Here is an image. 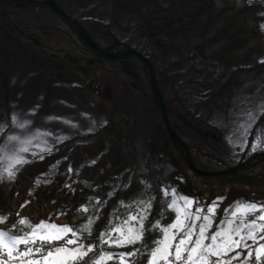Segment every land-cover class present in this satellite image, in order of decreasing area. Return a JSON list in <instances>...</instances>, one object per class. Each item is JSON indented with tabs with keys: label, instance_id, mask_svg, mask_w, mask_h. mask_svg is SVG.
<instances>
[{
	"label": "rangeland",
	"instance_id": "374dc122",
	"mask_svg": "<svg viewBox=\"0 0 264 264\" xmlns=\"http://www.w3.org/2000/svg\"><path fill=\"white\" fill-rule=\"evenodd\" d=\"M39 1L31 0L26 8L0 5V156L7 157L13 146L17 151L27 147L29 151L21 155L30 161L19 166L14 180L0 182V216H7L0 229H12L25 217L32 224L46 221L79 228L91 217L94 223L91 235L84 234L85 243H96L98 234L137 210L135 202L150 200L144 240L151 245L161 235L151 226L157 221L167 226L177 214L169 207L172 196L164 195L165 190L200 200L198 207L204 213L217 203L209 236L228 218L234 202H255L264 184V155L230 174L195 171L189 152L166 126L147 64L138 56L132 66L136 73L127 72L120 58L109 59L90 48L75 23L50 6L36 4ZM56 1L80 19L103 47L109 43V24L128 48L139 50L154 63L171 125L187 140L195 165L217 170L264 151V118L256 125L264 112V30L260 27L264 12L257 2L249 1L248 9L244 0H233L232 8L225 4L227 21L215 38L189 47L193 54H200L194 58L180 55V41L167 31L174 22L180 39L185 36L187 19L178 10L180 0H171L163 10L160 6L166 0ZM192 2L203 18L221 7L219 0ZM150 7L155 12L160 7V16L157 20L153 16L152 24ZM252 13H256L255 42L261 62L256 69L238 66L234 56L251 33L247 17ZM147 23L161 41L148 37ZM223 37L226 65L204 55L207 42ZM97 70L118 74L122 85L103 94ZM20 123L25 127L20 128ZM245 128L246 137L242 135ZM11 136L18 139L11 141ZM258 140L260 147L253 152ZM9 162H0V170ZM85 205L88 212L78 211ZM198 207L194 203L191 211ZM202 222L196 221L197 227ZM132 247L143 251L141 244L106 250L127 252ZM146 258L138 254L137 264H144Z\"/></svg>",
	"mask_w": 264,
	"mask_h": 264
},
{
	"label": "snow or ice",
	"instance_id": "6c2138e0",
	"mask_svg": "<svg viewBox=\"0 0 264 264\" xmlns=\"http://www.w3.org/2000/svg\"><path fill=\"white\" fill-rule=\"evenodd\" d=\"M260 27L264 29V24ZM12 120L17 122L15 116ZM19 127L24 128L25 123H20ZM242 135L246 137L247 128ZM9 139L16 141L18 137L11 136ZM258 147L259 140L251 150L254 152ZM28 151L27 147L17 151L13 146L7 157L0 156V162L4 159L10 161L0 170V182L5 178L15 179L20 170L19 166L30 162L21 155ZM41 151L51 149L42 148ZM36 183H40L39 179ZM163 194L172 196L169 207L177 214L167 226H161L159 221L151 226L161 233L160 238L151 245L144 240V221L152 205L150 200H140L135 202L137 210L131 212L121 223L112 225L109 230L98 234L96 243H85L84 234L91 235L94 223L91 217L79 228L46 221L32 224L27 217L19 218L12 229H0V264H137L138 254L147 257L144 264H233V261L237 264H262L264 243L259 241L264 240V235H261L264 233V202H234L228 218L221 221L217 231L209 236L207 232L215 215L216 202L208 206L207 213L199 207L193 212L191 206L197 202L195 198L180 195L175 189L165 190ZM217 200L222 201L223 197ZM96 203L100 202L97 200ZM126 207L132 208L133 205ZM78 211L86 213L89 206H81ZM201 213H204L203 217ZM201 219L203 222L197 227L196 221ZM5 222L7 216H0V224ZM177 236L180 237L178 240ZM248 240H251L252 244H248ZM57 241L63 243L55 244ZM137 244L142 245L143 251L136 247L127 252L106 250ZM233 252L235 255L230 256L229 253Z\"/></svg>",
	"mask_w": 264,
	"mask_h": 264
},
{
	"label": "trees",
	"instance_id": "16d2710c",
	"mask_svg": "<svg viewBox=\"0 0 264 264\" xmlns=\"http://www.w3.org/2000/svg\"><path fill=\"white\" fill-rule=\"evenodd\" d=\"M31 0H0V5H10V4H15L18 8H26L28 6V3ZM179 1V0H176ZM193 0H180V8H178L179 12L181 15H183L187 19V24H186V31H185V36H183L180 39V29L176 26V23H171V25L167 28L168 33L172 38L175 40L178 38L180 41L179 43V48L178 52L180 55H188L192 56L194 58H199L200 54H193L190 50L189 47H194L196 45L200 46V42L209 38H215L217 33H219V29H221L222 25L225 24L226 20V14L224 12V6L225 4H229L230 7L232 8L235 5V2L233 0H219L221 3V7L219 10H211L208 11L206 16L203 18L200 15H197L196 6H194V3L192 2ZM199 1L198 3L200 4L203 0H196ZM168 2H171V0H166L165 5H162V10L165 9L167 6ZM36 4L42 5V6H48L46 3L39 1L36 2ZM193 5V8H187V5ZM3 6H0V10H3ZM243 6L248 9L249 7L252 6V3L248 0H244ZM160 7H158L160 9ZM192 7V6H191ZM153 7H150L152 11H150V20L151 24L153 22V16L157 18L160 16L157 14L160 12L158 8L156 7V12L152 9ZM187 8V9H186ZM158 10V11H157ZM161 14V13H160ZM154 19V21L156 22ZM255 20H256V13H252L247 17L248 21V31H250V35L246 36V41L241 44L238 47L237 53L234 54L235 56V63L238 66H250L253 69L259 68L261 65V62L258 58L257 55V46L255 42V29H258V27L255 25ZM151 24H146V30H147V35L149 38H153L155 41H161L163 38L161 36H157L153 32V26ZM107 29L109 30V33L107 34L108 38V45L105 47V51L109 52L111 55L119 54L123 52L124 50L128 49V46L120 40V38L111 30L110 25L106 24ZM178 35L176 36V34ZM187 41L188 45H185L182 42ZM224 37L215 41V42H207L205 46H208V49L204 51V55L208 59L216 60L221 62L223 65H226V59L223 54V46H224ZM204 46V47H205ZM201 53L203 51L201 50ZM138 57L135 54H128L124 56L123 58H120V60L125 64L124 68L127 72L135 74L136 71L132 68V66L135 65V58ZM156 69V67H155ZM157 74V70H156ZM158 80V79H157ZM132 83L135 87L139 88V84L132 80ZM158 83L159 80H158ZM161 91L163 92L162 87L160 86ZM156 97V96H155ZM264 118V112L260 115V117L256 121V125ZM177 143V142H176ZM182 146V145H181ZM183 147V146H182ZM211 157H214L220 161H224L220 156H217L214 153H208ZM241 169V168H239ZM236 172V171H232ZM232 172H227L225 174H230ZM264 175V172L262 173Z\"/></svg>",
	"mask_w": 264,
	"mask_h": 264
},
{
	"label": "water",
	"instance_id": "95a60500",
	"mask_svg": "<svg viewBox=\"0 0 264 264\" xmlns=\"http://www.w3.org/2000/svg\"><path fill=\"white\" fill-rule=\"evenodd\" d=\"M41 1L46 3L54 11H56L58 14H60L61 16H63L67 20H69L70 22L75 23L78 26L79 33H80L82 39L84 40V42H86L90 48H92L93 50H95L99 54H102L109 59H118V58H123L124 56H126L128 54H135V55L139 56L147 64V66L150 70L152 83L154 85V88H155V91L157 94V101H158V104L162 110V114H163V118L165 120L166 126H167L171 136L173 137V139L175 141H177L178 143H180L187 150V152H189L190 155H189L188 159H189L191 167L195 171H197L203 175L224 174L227 172L236 171L237 169L246 165L251 159L255 158L258 155H264V151H259V152H256L255 154H253L249 159H247L243 162H240L239 164H236L233 166H226L224 168L217 169V170H206V169L200 168L197 165H195V163L192 161V156H191V152H190V148H189V144H188L187 140H185V138H183L181 136V134H179L177 132V130L171 125L169 115H168V111H167L166 102H165V97H164L163 93L161 92V89H160L159 84H158L156 69H155L154 63L146 55H144L139 50L132 48V47L124 50L123 52H121L119 54L111 55L110 53L105 51V47H103L91 35V33L84 27L81 20L78 18H75V17L71 16L69 13H67L59 5V3L56 0H41Z\"/></svg>",
	"mask_w": 264,
	"mask_h": 264
},
{
	"label": "crops",
	"instance_id": "0c3cea01",
	"mask_svg": "<svg viewBox=\"0 0 264 264\" xmlns=\"http://www.w3.org/2000/svg\"><path fill=\"white\" fill-rule=\"evenodd\" d=\"M248 1L257 2L264 12V0H248ZM262 24H264V20ZM96 73L103 82V94L105 95L111 94L113 90L119 88L123 83V79L116 73H109L99 70H97ZM258 190L260 191V194L257 195V199L255 200V202H264V184ZM261 235H264V233H262ZM247 243L252 244V241L248 240ZM259 243H264V240L259 241ZM262 264H264V258H262Z\"/></svg>",
	"mask_w": 264,
	"mask_h": 264
},
{
	"label": "built area",
	"instance_id": "2783aa9c",
	"mask_svg": "<svg viewBox=\"0 0 264 264\" xmlns=\"http://www.w3.org/2000/svg\"><path fill=\"white\" fill-rule=\"evenodd\" d=\"M96 91L98 92L99 91V88H97ZM199 205H200V200H197L196 207H198ZM257 215H259V213H257Z\"/></svg>",
	"mask_w": 264,
	"mask_h": 264
}]
</instances>
